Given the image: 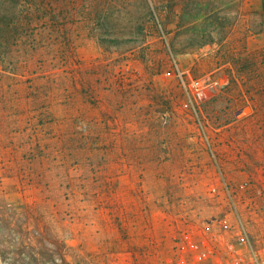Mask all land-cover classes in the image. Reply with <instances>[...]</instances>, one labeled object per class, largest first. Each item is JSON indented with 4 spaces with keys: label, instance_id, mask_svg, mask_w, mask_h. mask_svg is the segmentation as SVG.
Listing matches in <instances>:
<instances>
[{
    "label": "rangeland",
    "instance_id": "obj_1",
    "mask_svg": "<svg viewBox=\"0 0 264 264\" xmlns=\"http://www.w3.org/2000/svg\"><path fill=\"white\" fill-rule=\"evenodd\" d=\"M12 6L24 26L0 47V264H193L194 243L226 252L244 232L264 255L262 0ZM194 79L217 95L202 124L184 106Z\"/></svg>",
    "mask_w": 264,
    "mask_h": 264
},
{
    "label": "built area",
    "instance_id": "obj_2",
    "mask_svg": "<svg viewBox=\"0 0 264 264\" xmlns=\"http://www.w3.org/2000/svg\"><path fill=\"white\" fill-rule=\"evenodd\" d=\"M183 84L187 97L185 107L195 108L196 104L214 95L213 90L208 88L211 83L194 79L189 84L183 81ZM193 248L197 253L196 262L193 264H264V255L258 251L246 232L241 237L239 246L229 244L226 252L219 251L216 246L211 247L199 242L194 243ZM181 264L187 262L182 261Z\"/></svg>",
    "mask_w": 264,
    "mask_h": 264
},
{
    "label": "trees",
    "instance_id": "obj_3",
    "mask_svg": "<svg viewBox=\"0 0 264 264\" xmlns=\"http://www.w3.org/2000/svg\"><path fill=\"white\" fill-rule=\"evenodd\" d=\"M11 1L12 0H0V5L4 6V4L11 2ZM9 4L6 6V8L10 7ZM262 6H263V11H264V0H262ZM16 10H17L16 6L15 7L12 6L7 13H5V12L3 13L0 10V47L4 46V45H2V42H3V38L5 35H6V40H7L5 43H7V42L13 40L15 38L17 32L19 31L20 27L24 26V23L22 20H21L22 23L19 22ZM6 11H7V9H6ZM102 17H103L102 13L98 15V17L96 19V25L101 24ZM134 26H137V24H134ZM134 26L132 25L131 28H134ZM140 34H143V33H142V28L139 25L135 30L130 31V33L128 34L129 37H125V39H123V40L134 41V40H136V38L138 36H140ZM126 38H128V39H126ZM99 40L101 42H111L113 44H119L121 42V39H119L118 37L111 38V37L100 36ZM13 42H14V40H13ZM226 85L220 87V90H222L223 88H226L225 87ZM260 86L261 87H257V85H256L255 91H262L264 93V85H260ZM215 96H217V95L215 94L212 97H210L209 99H207L205 101H201L198 104H196L195 109H196V115L199 118V120H198L199 123L202 124V121H201L202 120V118H201V113H202L201 106H202V104H204L207 101L209 102L210 100L215 98ZM262 100H263V105H264V97H262Z\"/></svg>",
    "mask_w": 264,
    "mask_h": 264
},
{
    "label": "water",
    "instance_id": "obj_4",
    "mask_svg": "<svg viewBox=\"0 0 264 264\" xmlns=\"http://www.w3.org/2000/svg\"><path fill=\"white\" fill-rule=\"evenodd\" d=\"M247 111L246 109H242L236 113V115L239 117L241 114H245Z\"/></svg>",
    "mask_w": 264,
    "mask_h": 264
}]
</instances>
